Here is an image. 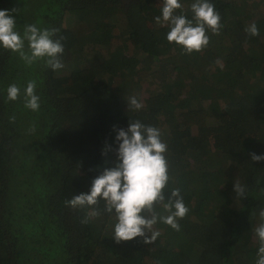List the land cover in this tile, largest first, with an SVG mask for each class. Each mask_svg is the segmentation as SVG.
Wrapping results in <instances>:
<instances>
[{"label": "trees", "instance_id": "1", "mask_svg": "<svg viewBox=\"0 0 264 264\" xmlns=\"http://www.w3.org/2000/svg\"><path fill=\"white\" fill-rule=\"evenodd\" d=\"M180 2L177 13L191 19L194 0ZM210 2L222 28L206 30L208 46L189 55L155 21L163 0H0V9L19 8L21 36L27 24L59 28L65 48L64 67L52 70L0 47V264H255L264 160L250 153L264 154V0ZM253 22L258 36L245 31ZM32 80L38 111L24 106ZM11 84L20 88L15 101ZM130 96L144 107L128 110ZM129 120L160 129L165 202L179 188L189 209L179 231L158 220L150 244L116 243L115 211L103 199L97 217L66 204L114 166L115 153L102 149L118 146L113 126Z\"/></svg>", "mask_w": 264, "mask_h": 264}, {"label": "clouds", "instance_id": "2", "mask_svg": "<svg viewBox=\"0 0 264 264\" xmlns=\"http://www.w3.org/2000/svg\"><path fill=\"white\" fill-rule=\"evenodd\" d=\"M180 0H163L161 15L155 17L158 25L167 26V40L182 46V54L199 52L209 44L210 37L206 30L218 35L222 28L221 17L210 0H194L190 5L192 18L178 14L181 9ZM19 8L0 9V47L19 54L27 64L32 65L43 60L46 67L59 70L64 67L62 57L65 52L62 43L64 37L57 36L59 28H38L35 24L24 27L23 36L16 30V19L13 13ZM250 36H258L259 29L253 22L246 29ZM25 41L28 51H25ZM220 64V61H216ZM222 67V65H221ZM36 81L27 83L24 89V106L33 111L40 108L39 96L35 94ZM20 96V88L16 84L7 87L8 100L15 101ZM128 110H139L144 107L136 96L126 99ZM14 121L15 117H11ZM35 131V125L30 128ZM116 133L113 147L105 141L102 155L113 151L116 155L113 167H105L94 177L87 192L74 195L66 204L73 209L88 206L92 211L89 217H97L100 212L93 206L100 199L105 201V211H115L117 222L114 225L112 238L116 243L142 237L144 243H153L160 235L153 226L159 221L179 231L178 219L186 216L189 209L183 202L179 188H173L165 202L164 189L169 181V162L165 153L167 144L162 140L159 128L145 125L140 120H129L127 128L113 126ZM252 161L264 160V154L250 153ZM237 196H244L245 188L235 181L233 185ZM162 205L164 215L156 210ZM261 222L253 228L258 238V251L255 264H264V209L259 212ZM82 223H87L84 219Z\"/></svg>", "mask_w": 264, "mask_h": 264}, {"label": "rangeland", "instance_id": "3", "mask_svg": "<svg viewBox=\"0 0 264 264\" xmlns=\"http://www.w3.org/2000/svg\"><path fill=\"white\" fill-rule=\"evenodd\" d=\"M151 81L154 82L155 80L154 79H150L149 81H146V82H144V84L141 85V91H143V95L147 94L148 88L151 85V83H150ZM152 86H153V84L150 87H152Z\"/></svg>", "mask_w": 264, "mask_h": 264}]
</instances>
